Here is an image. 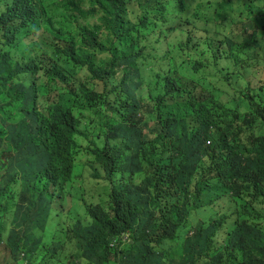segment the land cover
I'll return each instance as SVG.
<instances>
[{
    "label": "trees",
    "instance_id": "1",
    "mask_svg": "<svg viewBox=\"0 0 264 264\" xmlns=\"http://www.w3.org/2000/svg\"><path fill=\"white\" fill-rule=\"evenodd\" d=\"M0 10V264H264V0ZM213 195L234 212L192 229Z\"/></svg>",
    "mask_w": 264,
    "mask_h": 264
},
{
    "label": "rangeland",
    "instance_id": "2",
    "mask_svg": "<svg viewBox=\"0 0 264 264\" xmlns=\"http://www.w3.org/2000/svg\"><path fill=\"white\" fill-rule=\"evenodd\" d=\"M83 146H86V143L82 142ZM78 161L81 165L79 170L77 169V178L74 182V191L77 193H84L85 198L89 202L95 204H104L103 207L109 203L110 198L109 194L112 189L113 183L116 181L117 177L109 178L106 173L103 171L99 163L91 155H88L87 151H82L79 156ZM213 201L211 203L205 204V206L194 212L191 224L192 229L198 227L200 222L208 221L211 216H221L225 213H231L234 211L235 204L232 199L225 195L223 197L212 196ZM67 207L64 208L66 213L73 209L74 199L72 196L68 197ZM224 236L220 235L218 241L222 242ZM7 251L3 250L2 256H7ZM114 264V263H112Z\"/></svg>",
    "mask_w": 264,
    "mask_h": 264
},
{
    "label": "clouds",
    "instance_id": "3",
    "mask_svg": "<svg viewBox=\"0 0 264 264\" xmlns=\"http://www.w3.org/2000/svg\"><path fill=\"white\" fill-rule=\"evenodd\" d=\"M0 11H1V10H0ZM82 142H83V141L80 140V143H81V144H82ZM84 143H85V142H84ZM82 145H83V144H82ZM79 164H80V163H79ZM79 168H80V167H79ZM79 168H77V169L79 170ZM115 177H117V176H115ZM76 178H77V170H76ZM111 178H112V177H111ZM117 179H118V177H117ZM117 179H116V181H117ZM75 180H76V179H75ZM116 181H115V182H116ZM74 182H75V181H74ZM115 182H114V183H115ZM114 183H113V185H114ZM73 185H74V184H73ZM113 185H112V187H113ZM213 196H216V195H213ZM217 196H218V195H217ZM223 196H225V195H221V196H218V197H223ZM227 196H228V195H227ZM229 197H230V196H229ZM207 200H208L207 198L204 199V206H205V204H207ZM212 201H213V198H212ZM212 201H211V202H212ZM232 201H233V200H232ZM211 202H209V203H211ZM233 202H234V201H233ZM234 204H235V203H234ZM198 210H199V209H198ZM234 210H235V208H234ZM196 211H197V210H196ZM232 212H234V211H232ZM232 212H231V213H225V214H232ZM193 214H194V213H193ZM223 215H224V214H223ZM221 216H222V215H221ZM192 217H193V215H192ZM211 217H212V216H211ZM215 217H219V216H215ZM191 220H192V218H191ZM202 221H203V220H202ZM202 221H201V222H202ZM190 225H192V224H191V221H190ZM185 230H186V229H183L182 233L180 234V239H179V242H180V243H181V242L184 240V238H185ZM220 235H223V236H224V230L221 231ZM220 235H219V236H220ZM125 239L127 240L128 237H126ZM222 242H223V241H222ZM112 263L117 264L115 261H113ZM112 263H111V264H112Z\"/></svg>",
    "mask_w": 264,
    "mask_h": 264
}]
</instances>
